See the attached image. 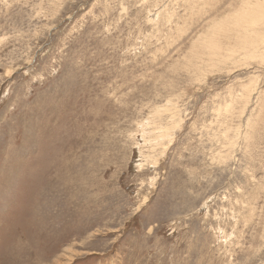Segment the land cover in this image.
Wrapping results in <instances>:
<instances>
[{"label": "rangeland", "instance_id": "rangeland-1", "mask_svg": "<svg viewBox=\"0 0 264 264\" xmlns=\"http://www.w3.org/2000/svg\"><path fill=\"white\" fill-rule=\"evenodd\" d=\"M263 1L0 0V264H264Z\"/></svg>", "mask_w": 264, "mask_h": 264}, {"label": "bare ground", "instance_id": "bare-ground-1", "mask_svg": "<svg viewBox=\"0 0 264 264\" xmlns=\"http://www.w3.org/2000/svg\"><path fill=\"white\" fill-rule=\"evenodd\" d=\"M263 3H264V1H263ZM255 4V3H254ZM254 4L252 3V4H250L249 5V8H251L250 10H248V11H246V10H242L241 12H242V18L243 19H245L246 21H248V22H251L252 24H256V23H258L260 20H264V17L263 18H261V19H256V18H254L255 16H256V14L258 13V11L259 10H261V9H263L264 8V6H262V7H257L258 6V4H257V6L255 5L254 6ZM260 5V4H259ZM163 10V9H162ZM158 12V11H157ZM247 22V23H248ZM225 23V22H224ZM250 23V24H251ZM221 25V24H220ZM212 28H213V26H212ZM219 29V28H218ZM253 32V31H252ZM255 34H257V30H256V33ZM259 34V33H258ZM263 41V40H262ZM263 43V42H262ZM207 48V47H206ZM205 49V48H204ZM253 49V48H252ZM256 52V51H255ZM243 58V57H242Z\"/></svg>", "mask_w": 264, "mask_h": 264}]
</instances>
